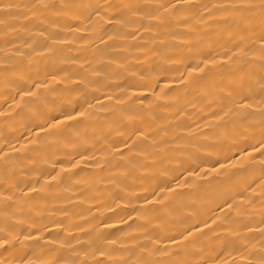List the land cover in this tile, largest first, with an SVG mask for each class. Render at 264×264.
Listing matches in <instances>:
<instances>
[{"label": "bare ground", "instance_id": "obj_1", "mask_svg": "<svg viewBox=\"0 0 264 264\" xmlns=\"http://www.w3.org/2000/svg\"><path fill=\"white\" fill-rule=\"evenodd\" d=\"M0 264H264V0H0Z\"/></svg>", "mask_w": 264, "mask_h": 264}]
</instances>
